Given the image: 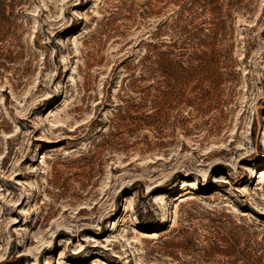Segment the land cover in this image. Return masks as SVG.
Returning a JSON list of instances; mask_svg holds the SVG:
<instances>
[{"label": "rangeland", "instance_id": "1", "mask_svg": "<svg viewBox=\"0 0 264 264\" xmlns=\"http://www.w3.org/2000/svg\"><path fill=\"white\" fill-rule=\"evenodd\" d=\"M262 168L264 0H0V264H264Z\"/></svg>", "mask_w": 264, "mask_h": 264}, {"label": "bare ground", "instance_id": "2", "mask_svg": "<svg viewBox=\"0 0 264 264\" xmlns=\"http://www.w3.org/2000/svg\"><path fill=\"white\" fill-rule=\"evenodd\" d=\"M63 63H65V65H67L65 59L63 60ZM233 165L230 164V166H233ZM250 170H253V169L250 168ZM203 176L206 177L207 174L205 173ZM255 177L258 179V182L259 183L260 182H263L264 181V168H262L261 170H259L258 172H256ZM197 186H198V183L196 181L189 180V179H186L185 178L183 180H180V183L178 184V190L183 191L184 189H186V187H190V188H192L194 190H197L196 189ZM183 199L184 198H181L180 201H182ZM116 225H117L116 221H114V223L112 222V229H114L116 227ZM146 235L153 236V235H155V232H149V233H146Z\"/></svg>", "mask_w": 264, "mask_h": 264}, {"label": "trees", "instance_id": "3", "mask_svg": "<svg viewBox=\"0 0 264 264\" xmlns=\"http://www.w3.org/2000/svg\"><path fill=\"white\" fill-rule=\"evenodd\" d=\"M168 63H169L170 65H172V66L180 67V68H182V69H188L187 67L185 68V67L183 66L184 64H183L181 61H179V60L170 59ZM158 71H159L158 69H155V70H153V71L149 70V72H150V76L152 77V76H153V73H156V72H158ZM138 79H140V80H145V79H147V77L141 75V78H137L136 80H138Z\"/></svg>", "mask_w": 264, "mask_h": 264}]
</instances>
